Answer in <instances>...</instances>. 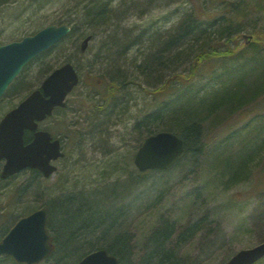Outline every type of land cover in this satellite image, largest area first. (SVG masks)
Returning <instances> with one entry per match:
<instances>
[{"label":"rangeland","instance_id":"1","mask_svg":"<svg viewBox=\"0 0 264 264\" xmlns=\"http://www.w3.org/2000/svg\"><path fill=\"white\" fill-rule=\"evenodd\" d=\"M87 1L7 0L0 5V40L34 32L61 16L74 18L79 6ZM232 1L237 4L239 0H113L114 17L111 22L114 27L110 26L108 32L94 29L93 33L89 30L91 34H87V38L73 35L49 53L32 60L21 71L0 102V117L31 89L38 87L50 70L66 61L77 65L81 81L86 79L88 82H81L68 95L70 101H78L71 102L70 107L82 108L81 120L77 119L79 112H72L68 108L66 112L55 113L52 120H46L42 124L55 134L71 136L65 139L66 158L56 162L58 168L63 166L62 170L55 172L48 180L39 179L40 183L36 181L35 185L26 170L0 180V211L6 212L9 209L6 215L12 211L10 217L5 214L0 216L2 233L14 223L20 210V214H25L45 204L49 208L50 229L57 235V246H61L65 243L63 237L69 238L65 226L68 216L63 215L61 204L55 199L92 193L98 198L91 201L92 205L98 203V208L107 211L105 213H109L112 219L120 213V228L113 231L120 230L128 238V264H144L142 262L145 260L141 261V258L151 250L153 231L169 223L173 224L174 234L168 240L165 238L164 248H168L165 249L180 264H227L236 251L264 241V144L261 146L264 143V93L247 110L237 107L222 125H210L205 132L206 141L216 142L242 122L241 126L249 131L257 130L256 133H260L254 152L245 154L246 159L254 158L247 179L227 188L225 178L218 176V168H223L220 163L213 161L206 153L195 155L191 152L167 170L148 171L142 175L137 170L133 171V180L126 183L125 165L130 160L129 152L133 150L134 154V147L146 135L144 117L154 111L152 92L161 89L159 87L166 81L170 82L175 73L186 76L188 54H194L196 48L202 47V35H196L189 39V43L193 45L186 50L185 57L181 59L173 55V59L182 61L180 65L176 66L169 58L175 51L171 50L181 43L178 41L174 47L172 45L169 48L163 43L175 33V27L183 16L191 12L205 21L219 19L216 23L222 24L218 29L208 27L206 34H203L204 37L214 36L217 44L212 48L214 42L209 44L210 40L204 41L209 50L205 58L210 59L201 62L198 69L200 73L189 82L190 87L206 85L207 79L212 76L219 79L224 66H231L233 59L248 54L254 45H244L242 35H252L255 41L264 38V0H260L258 4L257 0H240L244 15L239 17H234L236 6L231 7ZM195 15L193 16L197 17ZM227 26H234L235 29L229 33ZM228 33L233 34L231 38L238 40L227 39ZM220 34H223L222 37ZM106 35L117 38L116 40L120 38L119 43L122 45L133 42L135 38L138 43L130 44L123 53L124 57L115 61L110 53L112 43ZM82 44H85L84 47ZM230 47L235 52L228 51L227 48ZM152 57L158 58L153 62L152 69L145 67L139 71L135 67V64H145L144 60ZM164 59L167 66L160 65ZM117 70L118 78L113 73ZM252 73L253 71L246 73L239 83V94L247 88L244 83L248 75L249 80H254L255 83L264 82V73L260 67H256V71ZM124 77L130 78V81L123 90L118 92L119 88L115 86L106 90L107 82L121 81ZM184 82L183 78L181 82L173 80L168 86L169 92H177L180 87L178 85ZM106 91L113 92L111 100H105ZM90 95L94 98H89ZM164 96L170 95L166 93ZM113 99L121 104L111 114ZM197 99L200 98L192 100H196V103ZM227 100L221 102L225 103ZM216 105L213 110L221 104L217 102ZM225 107L226 104L218 110L217 122L227 117L221 113ZM84 118L89 119V123ZM251 118V123L245 125ZM76 119L81 123L72 125ZM161 119L164 120L162 116ZM57 122H63L66 128L57 125ZM143 124V128H140ZM89 129H93L94 134L84 135ZM76 137L78 144L72 143ZM238 139L239 137L234 139V145ZM233 153L234 151L228 152L225 157ZM65 165L69 169L64 168ZM105 176L109 177L104 178ZM26 184H29L26 189L34 186L31 192L20 191L19 186L25 187ZM110 184H115V188H111L112 191L105 190ZM89 240L96 241L95 237ZM70 252L67 249V253L71 254ZM62 255L55 245L49 264L54 263L58 256L62 258ZM67 259L68 257H63L62 261L72 263V257ZM0 264L17 263L0 256ZM256 264H264V258Z\"/></svg>","mask_w":264,"mask_h":264},{"label":"trees","instance_id":"2","mask_svg":"<svg viewBox=\"0 0 264 264\" xmlns=\"http://www.w3.org/2000/svg\"><path fill=\"white\" fill-rule=\"evenodd\" d=\"M5 1L7 0H0V5ZM49 1L50 0H44V2ZM112 1L113 0H88L86 3L79 6V10L75 13L76 16L74 18L72 17L71 19H68L64 16H61L60 18L53 21H66L70 23L72 25L71 34L81 35L82 38L86 37L87 34H91L90 32L93 33L94 29L96 31L97 29H99L102 32H108L110 26H113V22H111V19H113L114 17V15H112ZM259 1L260 0H257V4L259 3ZM38 5L40 7V4ZM231 5L232 8L236 6L234 17L244 15V12L241 9L242 5L240 0L237 4L232 1ZM193 15L195 14L187 12L183 16L179 24H177V26L175 27V33L172 35L170 34L171 37L163 43L164 46L166 45L165 47L168 46L169 48L172 45L174 47V44L180 41L181 44L171 50L175 51L173 52V54H171V57H169L171 61L175 62L177 64L176 66H178L182 63V61H180L179 59H173L172 57L177 56L181 59L185 57L186 50L190 48V45H193L189 43V39H193L196 35H202L200 37L201 40H203L200 43L202 47L196 48L194 54H188V72L187 74H185L186 76H182L181 73H175V76L178 79H186L185 77L191 78L194 73L198 72L201 62L204 61V59H210L205 58L209 50L206 49L204 41L210 40L209 44H212L214 42L212 44V48H215V45L217 44L215 43L216 38L214 36L204 37L203 34H206L205 31L208 27H213L212 29H218L222 25L216 23L219 19H215L213 21H205L199 16L195 15L197 17H194ZM216 24L217 26L214 28ZM232 24L233 23H231V25ZM226 29L230 33V31H233L235 28L234 26H227ZM36 30L37 29H35L34 31ZM89 30L92 31L89 32ZM28 33L29 32L24 33L20 37ZM229 33L228 35L226 34L227 38L233 36V34ZM222 35L223 34H220V37H222ZM106 36L112 43V48L110 47V53L111 57H113L115 61L117 59L119 61L124 57L123 53L130 46V44L138 43L136 42L135 38L133 42L131 41L130 43L122 45L119 43V41L121 40L120 38L119 40H116L117 38H112L110 35ZM18 38L0 40V44ZM253 45L254 46L252 50L248 54L239 56L237 58V65H235L237 67L229 70L228 75H226L227 78H220V83L222 85L214 92L215 98L218 99L219 103L221 104L218 105L217 109L213 110V108L217 105H212L213 103L211 100V96L208 94L205 97H201L196 103L195 100L188 99V96H190V92L189 88H186L187 83L183 84L182 89H185V92L180 94L178 99H173L170 96V98L167 97L163 99V96L168 93V85L170 84V82L166 81L163 86L159 87L161 89H158L156 92H152L153 99H151V101L152 103H154V111L151 113L149 112L150 114L144 117V121H146V123H144L146 125V128L144 129L148 134L159 130L158 128L173 131L183 138L187 153L193 152L195 153V155H203L206 153L211 157L213 161L219 162L220 166H222L223 168H218V176L221 178H225V187L227 188L231 187L239 181L248 178L249 169L254 162V158L249 160L242 156H244L246 153L250 155L254 152L255 146L258 145L260 133L250 135L249 132L243 133L241 131V128L237 129L233 132V134H230L226 136V138L217 142L224 145L221 150L216 148L215 150H211L209 147L210 143L206 141L205 132L206 128H208L210 125H222L230 117V115L233 114L234 110L237 107H243L245 110H247L250 104H252L253 101H255L260 97V95L264 93V82L259 81L255 83L254 80H249L250 75L245 78L244 86H246L247 88H245L240 94L237 89L238 86H241L239 85V83L244 79L246 73L250 71H253L254 73L256 71V67H253L254 65L260 67L262 72L264 73V38H260V40L258 42H254ZM197 52L198 55L196 54ZM191 58H193L192 61ZM156 59L158 60L157 57H152L151 59L149 58L148 60H144L145 64H135V67L139 71L145 67H149L152 69V67H154L153 62L156 61ZM166 59L162 60V62H160V65L167 66L168 63H165ZM247 61L250 62L253 66H251ZM113 73H115L117 75L116 78H118V70ZM128 79L130 80V78L124 77L120 82ZM169 95L171 94L169 93ZM224 99L228 100L225 103H223V101L221 102V100ZM224 104H226V107L225 110L221 111V113L225 114V117H227L217 122L216 117L218 114V110L221 109ZM161 116L164 118V120H160ZM144 124L140 128H143ZM261 131H263V128H261ZM237 137H239V139L237 141V144L234 145L233 141ZM263 144L264 143H262L261 146H263ZM229 148H233L235 151L233 155L225 157L228 154ZM129 165L130 162L128 161L125 165L126 168H124L127 172L130 171L132 173L133 171H135V169L129 167ZM107 177L109 176H105L104 178ZM115 178L117 179V177ZM115 186V184H110L105 190L112 191L110 189H113V187L115 188ZM94 195L95 194L92 193H82V196L67 195V197H60V199H55L56 201L60 202L62 208L61 211L63 210V215L65 217L68 216V223L65 224V226L67 232H69V238L67 236L63 237L65 238V243L59 246V251L63 254L62 259L63 257H68V259L72 257V259H74L76 255H80L83 252H86L91 248H96L98 246H103L113 253H115L117 250L121 251L127 249L126 234L120 230H117L116 232L113 231L114 229L120 228V226L118 225L120 224V221L118 220L120 213H117V219H112L109 213H105L107 211L104 212L102 211V209L98 208V203H94L95 206L92 205L91 201L98 199ZM100 204L102 203H99V205ZM170 231H172V226H166L162 228L160 232L158 231V233H155L157 234V236H155L156 238H154L151 242V250L147 253L145 261H143L142 263L180 264L179 261L175 259V256L170 251L164 248V244L162 243L160 235H167L170 233ZM92 237H95L96 241L89 240V238ZM67 249H70L71 254L67 253ZM62 259L59 264H71V262L67 263L66 261H62ZM73 264H75V261Z\"/></svg>","mask_w":264,"mask_h":264},{"label":"water","instance_id":"3","mask_svg":"<svg viewBox=\"0 0 264 264\" xmlns=\"http://www.w3.org/2000/svg\"><path fill=\"white\" fill-rule=\"evenodd\" d=\"M69 28L50 24L33 35L0 45V97L9 83L36 55L43 52L61 37ZM74 68L66 63L51 72L16 107L0 120V159H5L2 177L25 167H37L45 175L55 169L50 160L63 155L58 140L51 141L46 131H37L33 139L24 143V131L36 128L35 120L51 113L54 105L63 104V98L76 84ZM184 152L183 140L172 132H159L144 139L138 148L134 162L140 170L166 168ZM46 209L37 210L21 218L0 243V253L12 254L18 261L32 264L47 256L51 251L49 235L45 227ZM264 256V242L251 248L241 249L228 264H253ZM78 264H121L113 255L103 249L90 252Z\"/></svg>","mask_w":264,"mask_h":264},{"label":"flooded vegetation","instance_id":"4","mask_svg":"<svg viewBox=\"0 0 264 264\" xmlns=\"http://www.w3.org/2000/svg\"><path fill=\"white\" fill-rule=\"evenodd\" d=\"M68 108H69V110H71L72 112H79V113H80V116H79V117L77 116V119H80V120L82 119L83 112H81V110H82L81 108H78V107H68ZM68 108H67V109H68ZM67 109H66V110H67ZM65 112H66V111H65ZM69 113H70V112H69ZM69 113H68V114H69ZM77 119H76V120H77ZM68 120H69V118H68ZM83 120H85V122L87 123V120H89V119L84 118ZM70 121H71V120H70ZM43 122H44V121H40V122L38 123V125H42ZM79 122H80V121H78L77 123H79ZM72 125H74V123H73ZM89 130H90V131L88 132V135H89V134H92L93 131H94L93 129H89ZM98 130H99V129H98ZM96 133H97V132H96ZM93 134H94V133H93ZM81 136H82V135H81ZM53 137H55V136H53ZM65 139H67V136H66L65 138L62 139L63 149H65Z\"/></svg>","mask_w":264,"mask_h":264},{"label":"bare ground","instance_id":"5","mask_svg":"<svg viewBox=\"0 0 264 264\" xmlns=\"http://www.w3.org/2000/svg\"><path fill=\"white\" fill-rule=\"evenodd\" d=\"M250 37H251V39L253 40V36L252 35H249ZM260 40V38L257 40V41H255V40H253L254 42H258Z\"/></svg>","mask_w":264,"mask_h":264}]
</instances>
